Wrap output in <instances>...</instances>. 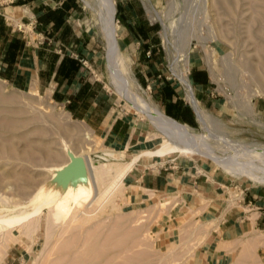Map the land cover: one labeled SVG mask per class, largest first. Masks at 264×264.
Listing matches in <instances>:
<instances>
[{"label":"rangeland","instance_id":"1","mask_svg":"<svg viewBox=\"0 0 264 264\" xmlns=\"http://www.w3.org/2000/svg\"><path fill=\"white\" fill-rule=\"evenodd\" d=\"M76 1L70 25L81 41L92 40L94 46L93 55L82 57L81 63L97 67L98 78L115 103L114 115L127 117L135 134L128 146L124 141L113 143L73 118L48 93L36 87L20 91L0 80V203L5 197L13 206L29 202L40 186L51 181L56 167L65 164L69 151L99 160L104 150L124 151L128 159L156 148L161 136L149 138L156 130L141 108L148 101L161 109L158 94L163 82L177 89L194 123L187 127L167 117L199 136L194 148L202 153L187 157L175 152L160 158L159 164L140 159L135 168L142 170L150 161L154 169L163 170L172 166V158L180 157L202 163L236 184L264 186L262 174L254 182L233 170H222L207 157L220 162L250 157L257 166H264V0H126L142 7L138 13L134 6L132 18L144 23L150 40L127 47L118 30L121 58L115 67L104 35L105 9L96 3L97 10H89L83 0ZM114 1L120 25L119 4ZM193 65L201 67L210 81L200 95L191 81ZM179 74L189 80L207 113L205 129ZM131 178L124 181V201L118 210L94 221L89 230L73 229L58 243L50 262L40 264H186L209 224L196 220L200 212L172 211L175 204L166 196L127 201L125 184ZM44 211L41 230L32 237L30 247L12 239L9 245L0 241V264H33L41 256L47 223ZM163 228L165 233L159 234Z\"/></svg>","mask_w":264,"mask_h":264},{"label":"crops","instance_id":"2","mask_svg":"<svg viewBox=\"0 0 264 264\" xmlns=\"http://www.w3.org/2000/svg\"><path fill=\"white\" fill-rule=\"evenodd\" d=\"M117 2L121 41L127 47L148 43L144 23L132 18L135 5L141 12L140 4ZM76 10V0H0V80L20 91L36 87L94 133L130 145L134 126L127 117L114 115L115 103L98 78L97 67L81 63L82 57L93 55L94 46L92 40L81 41L71 27ZM191 81L198 95L210 83L198 65L192 66ZM178 95L171 83L163 82L158 94L160 110L191 127L194 121L189 107ZM142 159H152L155 164L163 161ZM147 163L142 170L135 165L125 177L124 181L132 177L125 184L127 201L139 203L166 196L175 204L172 211L200 212L196 220L209 224L186 264H264L263 185L236 184L202 163L180 157L172 158V166L163 170ZM163 233L164 228L159 234Z\"/></svg>","mask_w":264,"mask_h":264},{"label":"bare ground","instance_id":"3","mask_svg":"<svg viewBox=\"0 0 264 264\" xmlns=\"http://www.w3.org/2000/svg\"><path fill=\"white\" fill-rule=\"evenodd\" d=\"M83 1L85 7L89 10L95 11L96 3L105 9L107 22L104 23V35L109 43V48H111L113 59L111 61L115 67L116 60L119 62V58H121V50L117 39L118 25L115 20V1ZM129 72H127V80L132 86L133 83L131 84L132 80L130 79ZM180 77L185 86L187 96L196 111L200 125L205 129L208 123L207 113L202 109L199 101L196 99L194 89L189 80L184 76ZM145 95H147L146 92ZM144 104L141 109L149 117L152 126L156 130V133H152L149 138H155L160 135L162 139L156 148L142 154L139 153L140 155H133L128 159H126L124 151L104 150L101 155L97 156L99 160L93 159L90 154L78 155L69 151L67 162L65 161V164L61 167H56L57 169L54 170L51 181H46V184L44 183L40 186L34 196L32 195L29 202L21 205L17 203L19 206L17 204L13 206L7 204L9 200L5 197V202L0 203V241H4L1 243H4L3 245H9V239H12L25 246L29 245L32 237L41 230V219L43 212H45L44 210H46L45 244L41 250V256L33 260V264H40L43 261L50 262L56 246L65 235L71 233L73 229L89 230L94 221L106 215H112L120 208L124 201V179L140 159L149 157L159 160L175 152L187 157L191 154L202 153L194 148L197 144L196 141H199L197 134L183 130L170 120L158 107L148 101ZM71 156L81 157L84 160L85 174L79 177L73 175L70 178L64 176V170L69 165ZM207 157L222 170H233L240 176H244L254 182L260 181L257 174L260 173L264 177V166H257L250 157H239L228 162H220L210 156ZM262 182L264 183V179ZM53 239L56 240L52 247H50L49 252L46 253L47 256H45L46 248ZM65 248L68 249V247Z\"/></svg>","mask_w":264,"mask_h":264},{"label":"water","instance_id":"4","mask_svg":"<svg viewBox=\"0 0 264 264\" xmlns=\"http://www.w3.org/2000/svg\"><path fill=\"white\" fill-rule=\"evenodd\" d=\"M85 164L84 160L81 157H70V163L67 166V168L64 170V176L67 178L72 177L75 175L76 177H79L83 174H85Z\"/></svg>","mask_w":264,"mask_h":264},{"label":"built area","instance_id":"5","mask_svg":"<svg viewBox=\"0 0 264 264\" xmlns=\"http://www.w3.org/2000/svg\"><path fill=\"white\" fill-rule=\"evenodd\" d=\"M150 54V52H148V55Z\"/></svg>","mask_w":264,"mask_h":264}]
</instances>
